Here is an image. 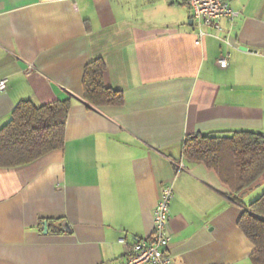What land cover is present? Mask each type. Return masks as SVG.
Wrapping results in <instances>:
<instances>
[{"label": "crops", "instance_id": "0c3cea01", "mask_svg": "<svg viewBox=\"0 0 264 264\" xmlns=\"http://www.w3.org/2000/svg\"><path fill=\"white\" fill-rule=\"evenodd\" d=\"M231 4L238 16L197 42L184 0H0V128L22 99L70 101L61 148L0 166V264H122L166 183L177 264H254L239 225L252 200L183 155L195 132H264V0ZM97 59L122 103L84 99Z\"/></svg>", "mask_w": 264, "mask_h": 264}, {"label": "trees", "instance_id": "16d2710c", "mask_svg": "<svg viewBox=\"0 0 264 264\" xmlns=\"http://www.w3.org/2000/svg\"><path fill=\"white\" fill-rule=\"evenodd\" d=\"M104 62L88 63L84 76V99L92 107L120 104L123 94L103 81ZM69 100L35 104L20 100L12 116L0 128V166L30 163L65 142ZM183 155L213 169L228 187L232 199L242 202L247 192L264 179V132L251 129L195 132L183 143ZM239 225L254 243V264H264V191L253 199Z\"/></svg>", "mask_w": 264, "mask_h": 264}, {"label": "built area", "instance_id": "2783aa9c", "mask_svg": "<svg viewBox=\"0 0 264 264\" xmlns=\"http://www.w3.org/2000/svg\"><path fill=\"white\" fill-rule=\"evenodd\" d=\"M53 1V0H46ZM190 7L192 17L198 27V39L208 33L207 28H218L219 19L227 17L235 19L239 12L231 0H184ZM230 52L227 51L218 58V64L226 67L229 64ZM8 86L7 77L0 79V92ZM179 167L184 163L180 162ZM174 197L172 183H166L154 208V227L151 235L138 238L132 244L127 259L122 264H177L170 252L171 236L167 230V222L171 217V202ZM120 241H125L122 237Z\"/></svg>", "mask_w": 264, "mask_h": 264}, {"label": "rangeland", "instance_id": "374dc122", "mask_svg": "<svg viewBox=\"0 0 264 264\" xmlns=\"http://www.w3.org/2000/svg\"><path fill=\"white\" fill-rule=\"evenodd\" d=\"M262 186H264V179H262L260 181V183L253 190H251L247 195H245L244 198H247V200H249V201L257 198L259 195H256V191H258V189H260V187L262 188ZM263 191H264V187L262 188V190L260 191L259 194H261Z\"/></svg>", "mask_w": 264, "mask_h": 264}, {"label": "water", "instance_id": "95a60500", "mask_svg": "<svg viewBox=\"0 0 264 264\" xmlns=\"http://www.w3.org/2000/svg\"><path fill=\"white\" fill-rule=\"evenodd\" d=\"M62 225H63V227L64 228H66V229H70V227H69V224H68V222L67 221H63L62 222ZM44 227H45V229H47V221H44Z\"/></svg>", "mask_w": 264, "mask_h": 264}]
</instances>
